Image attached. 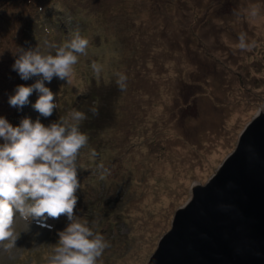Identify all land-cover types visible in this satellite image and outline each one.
<instances>
[{"label":"rangeland","instance_id":"rangeland-1","mask_svg":"<svg viewBox=\"0 0 264 264\" xmlns=\"http://www.w3.org/2000/svg\"><path fill=\"white\" fill-rule=\"evenodd\" d=\"M176 5L184 20L175 17L169 0H0V116L14 127L23 118L47 126L75 109L87 117L80 128L102 124L87 130L74 215L110 242L103 264H145L192 183L206 182L264 104V0H174ZM251 5L260 7L255 20L245 12ZM51 12L55 23H44ZM77 29L89 46L78 57L72 84L45 81L61 108L40 116L32 108L36 91L23 108L10 106L18 85L39 79L23 80L13 70L19 49L48 51L45 41L62 44ZM241 32L256 41L255 48L237 47ZM187 36H194L192 43ZM93 61L102 66L99 77ZM116 72L127 77L125 90L116 84ZM101 163L108 170L104 179ZM65 219L44 222L49 228L17 217L15 259L0 249V264H46Z\"/></svg>","mask_w":264,"mask_h":264},{"label":"clouds","instance_id":"clouds-1","mask_svg":"<svg viewBox=\"0 0 264 264\" xmlns=\"http://www.w3.org/2000/svg\"><path fill=\"white\" fill-rule=\"evenodd\" d=\"M245 12L253 20L261 15L258 5H251ZM234 14L240 15L239 12ZM238 40L237 47L242 51L256 47V41L248 42L244 32L239 34ZM45 46L48 51H41L39 46L19 49L13 70L23 80L39 79L30 86L18 85L8 103L23 108L36 91L39 96L32 108L48 118L59 105L54 102L55 94L45 86V81L50 83L56 77L71 85L74 66L80 55H87L89 40L77 29L66 42L45 41ZM91 68L99 77L102 66L93 61ZM115 76L120 90H125L127 77L120 72ZM90 111L98 114L95 107ZM86 118L85 113L73 109L47 126L40 119L23 118L19 126L14 127L0 116V139L4 141L0 143V249L9 254V259H15L13 250L20 236L15 229L17 217L26 224L35 220L39 226L51 228L44 221L64 215L70 223L57 233L59 239L52 245L46 264H103L101 257L111 247L110 242L90 228L88 221L74 215L78 202L76 192L81 187L77 175L78 168H82L79 159L89 139L80 131V124ZM88 155L94 159L98 153L92 149ZM97 170L102 171L100 178L104 179L108 170L102 163Z\"/></svg>","mask_w":264,"mask_h":264},{"label":"water","instance_id":"water-1","mask_svg":"<svg viewBox=\"0 0 264 264\" xmlns=\"http://www.w3.org/2000/svg\"><path fill=\"white\" fill-rule=\"evenodd\" d=\"M190 190L145 264H264V104Z\"/></svg>","mask_w":264,"mask_h":264},{"label":"trees","instance_id":"trees-1","mask_svg":"<svg viewBox=\"0 0 264 264\" xmlns=\"http://www.w3.org/2000/svg\"><path fill=\"white\" fill-rule=\"evenodd\" d=\"M169 2L171 3V5L174 7V9H175V17H180V15H181V17H180V20H184V19H182L183 17L185 18L186 16H185V13L183 12L182 13V11H180V12H178V10H179V6L178 5H176V6H174V0H169ZM165 14V13H164ZM163 14V15H164ZM194 15V17H197V13H193ZM165 15H167V14H165ZM173 17V16H172ZM53 17H52V15H45L44 16V19L47 21V20H50V21H52L53 19H52ZM168 18H170L169 16H168ZM172 20V19H171ZM49 21V22H50ZM173 22V21H172ZM47 23H48V21H47ZM55 23V22H54ZM215 27H216V24L215 25H213V26H211V28H212V31H217L218 29H216L215 30ZM26 29H27V31L30 29L29 27H26ZM191 32V34L192 35H195V33L193 32V31H190ZM170 37H173V36H170ZM193 37L194 36H187V37H185L184 38V40L185 41H187V42H190L191 40V43L193 42ZM197 37V36H196ZM178 41V43H180V40H176V41H171L170 40V42L171 43H175V42H177ZM191 43H190V45H191ZM173 47L174 46H172V49H173ZM189 50H191V48L189 47ZM135 51H136V53L138 54V53H140V55H143L144 53L143 52H141V51H138L137 49H135ZM137 57H139L138 55H136ZM136 56H134V57H136ZM206 70H208V69H206ZM210 70V69H209ZM209 72H212V71H208V73ZM210 74V73H209ZM208 74V75H209ZM197 75L195 74V77H196ZM193 84H195V83H193ZM181 90H182V88H180ZM184 100V99H183ZM187 100V99H186ZM71 107V106H70ZM59 108H61V104L59 103ZM67 110H69L70 111V108H67ZM63 115L62 116H66V109L63 111ZM103 119H104V117H103ZM96 120H97V122H101L100 121V119L97 117L96 118ZM84 121H82V123H83ZM97 122H95V123H97ZM102 127V124H95L93 127L91 126H88V124H87V126H86V128L84 127V126H81V128L80 129H82V131L81 132H83V133H85V134H87V136L88 137H90L89 135H88V131L87 130H93V128L96 130V129H99V128H101ZM88 144H89V142H88ZM84 154V153H83ZM82 154V155H83ZM81 155V156H82ZM84 157V156H83ZM66 220V222L69 224L70 222L68 221V219H65Z\"/></svg>","mask_w":264,"mask_h":264}]
</instances>
